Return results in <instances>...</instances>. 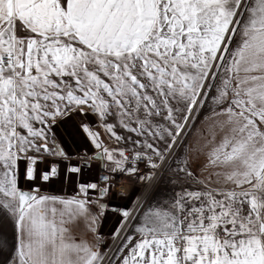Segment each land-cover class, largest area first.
I'll use <instances>...</instances> for the list:
<instances>
[{"label": "snow or ice", "instance_id": "6c2138e0", "mask_svg": "<svg viewBox=\"0 0 264 264\" xmlns=\"http://www.w3.org/2000/svg\"><path fill=\"white\" fill-rule=\"evenodd\" d=\"M0 264H264V0H0Z\"/></svg>", "mask_w": 264, "mask_h": 264}, {"label": "rangeland", "instance_id": "374dc122", "mask_svg": "<svg viewBox=\"0 0 264 264\" xmlns=\"http://www.w3.org/2000/svg\"><path fill=\"white\" fill-rule=\"evenodd\" d=\"M68 127L73 132V139L75 140V144H73L71 141H69L67 143L66 147H67L68 151L75 152L77 148H81L82 149L84 145L81 142V138H80L79 134L76 133L75 130L71 128V125H68ZM94 130L100 131V129L95 128V126H94ZM56 131H57V134L59 136H63L67 140V135L65 134L63 127H57ZM101 135L103 137L105 134L101 131ZM139 187H140V185H137L136 183L132 184L130 181L127 182L125 184L124 189H123V194L124 195H122V196L113 195V197H112L113 198V203L116 204V203H120V202H126V203L129 204V206H131L132 198L137 196V195H139V190H140V192L142 190V188L139 189ZM54 188L56 190H62V186L60 184H58V183L53 186V189ZM66 191L71 193L72 192L71 186L67 187ZM115 221H116V216L111 211H109L106 214V216L104 218V223H103V227L106 230V234L103 237L104 240L106 241L105 247L111 246L113 244V242H114L110 238L109 233L113 230Z\"/></svg>", "mask_w": 264, "mask_h": 264}, {"label": "built area", "instance_id": "2783aa9c", "mask_svg": "<svg viewBox=\"0 0 264 264\" xmlns=\"http://www.w3.org/2000/svg\"><path fill=\"white\" fill-rule=\"evenodd\" d=\"M132 184H135V181H131L129 180ZM127 181V182H129ZM127 182H124V181H120L119 183H117L116 187L113 189V195H116V196H122L121 194H123V189L125 187V184Z\"/></svg>", "mask_w": 264, "mask_h": 264}, {"label": "crops", "instance_id": "0c3cea01", "mask_svg": "<svg viewBox=\"0 0 264 264\" xmlns=\"http://www.w3.org/2000/svg\"><path fill=\"white\" fill-rule=\"evenodd\" d=\"M141 188H142V185H140L139 189H141ZM53 190L56 191L57 193L61 192V190H56L55 188H54ZM68 193H70V192H68ZM137 193H138V192H137ZM139 195L142 197V190H141V192H140V190H139ZM103 223H104V219H103V221H102V227H101V229H100V231H101V233L103 234V237H104V235L106 234V230H105V228L103 227ZM114 243H115V242H113L112 245H114ZM112 245H111V246H112Z\"/></svg>", "mask_w": 264, "mask_h": 264}]
</instances>
